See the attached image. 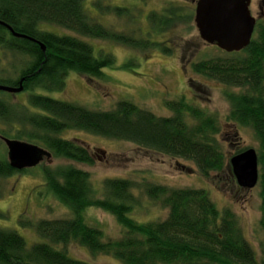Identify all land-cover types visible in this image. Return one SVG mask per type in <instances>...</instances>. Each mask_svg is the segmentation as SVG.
I'll return each instance as SVG.
<instances>
[{
	"label": "trees",
	"instance_id": "1",
	"mask_svg": "<svg viewBox=\"0 0 264 264\" xmlns=\"http://www.w3.org/2000/svg\"><path fill=\"white\" fill-rule=\"evenodd\" d=\"M84 1L0 0V51L26 60L23 67L16 69L14 80L0 79V85L17 87L24 79L23 91L41 87L60 90L64 75L70 71L89 79L104 78L103 70L112 64L109 54L94 56L88 43L73 36L41 31L43 25L139 50L152 45L150 40H133L91 22L85 14ZM96 2L103 14L121 17L125 12V9L102 7L98 0ZM173 17L150 12L146 19L152 34H156L170 24ZM5 26L33 39L44 46L45 51L36 42L13 37ZM226 55L199 61L192 64L191 69L210 81L240 91L225 94L229 104L227 121L249 129L259 145L255 151L259 173V225L264 238V20L256 22L251 42L245 49ZM28 103L40 113L29 114L25 110L16 113L0 99V121L28 127V133H23V129L15 139L25 138L29 143L39 144L54 156L86 165L93 163L85 148L59 136L65 130L75 129L105 139L131 142L172 159L191 162L207 180L212 173L224 170L232 176L216 138L219 132L216 119L183 100L166 102V108L172 113L168 118L156 117L127 101L117 102L110 111H90L35 95L29 96ZM232 136L234 141L238 140L236 131ZM244 150H237L235 155ZM43 172L49 190L70 210L72 217L40 220L34 225L21 223L32 226L44 240L29 248L15 232L0 229V264H89L68 255L66 247L70 244L84 248L91 255L110 256L122 264H264V251L258 260L233 212L219 211L202 189L144 184V194L151 201H160L168 213L162 221L138 223L130 217L138 204L131 193L134 189L131 181H104V196L98 198L88 175L80 170L66 168L53 172L45 168ZM16 173L7 160L0 161V177ZM88 209L113 216L123 230L122 236L104 240L99 229L86 224L84 213Z\"/></svg>",
	"mask_w": 264,
	"mask_h": 264
},
{
	"label": "rangeland",
	"instance_id": "2",
	"mask_svg": "<svg viewBox=\"0 0 264 264\" xmlns=\"http://www.w3.org/2000/svg\"><path fill=\"white\" fill-rule=\"evenodd\" d=\"M98 1L102 7L109 5L125 9V12L121 17L112 13L103 14L97 9L96 0H85L83 8L91 22L133 40H150L152 47L134 49L110 41L79 37L61 28L43 25L41 31L73 36L88 43L94 56L109 54L112 64L103 70L102 79H89L70 71L64 75L60 90L41 87L13 95L0 93L3 102L16 113L25 110L29 114H37L40 112L29 106L30 95L75 104L90 111H110L117 102L127 101L156 117L168 118L172 113L166 108V102L183 100L216 119L219 126L216 138L227 162L239 149H258V142L249 129L227 121L229 104L225 94L240 91L210 81L191 69V65L199 61L228 56L214 45H207L200 40L193 23L197 0ZM249 11L257 21L264 20V0H251ZM150 12L177 16L162 31L157 30L156 34H152L151 25L146 19ZM23 58L8 51H0V79L14 80L16 69L23 67L26 62ZM23 129V133L30 131L28 127L0 121L1 138L16 140L15 137ZM235 131L237 141L232 138ZM59 136L85 148L93 163H77L49 152L50 157H44L39 165L9 177H0V229L15 232L24 239L27 248L44 240L32 226L21 223L34 225L40 220L72 217L70 210L57 201L49 190L43 169L54 172L74 168L88 175L94 195L98 198L104 196V181H131L134 185L131 193L138 204L133 207L130 217L138 223L162 221L168 213L160 201H151L144 194V184L171 189H202L219 211L229 209L233 212L258 260L263 257L264 238L259 225L260 197L257 186L251 190L240 189L227 170L212 173L208 180L204 179L191 162L172 159L131 142L105 139L75 129L65 130ZM18 141L29 143L25 138ZM29 144L44 149L39 144ZM4 160H7L6 148L0 139V161ZM84 220L88 226L99 229L104 240H115L122 236L123 230L114 217L101 210L88 209L84 213ZM66 250L70 257L89 264H122L110 256L91 255L76 244L68 245Z\"/></svg>",
	"mask_w": 264,
	"mask_h": 264
},
{
	"label": "water",
	"instance_id": "3",
	"mask_svg": "<svg viewBox=\"0 0 264 264\" xmlns=\"http://www.w3.org/2000/svg\"><path fill=\"white\" fill-rule=\"evenodd\" d=\"M251 0H197L194 8L193 23L202 42L214 45L226 54L238 53L251 42L256 19L249 11ZM15 38L28 39L24 35L14 33L5 26ZM37 43V42H36ZM41 50L45 48L41 44ZM21 79L17 87L0 85V92L17 94L23 90ZM0 139L6 148L8 165L15 171H23L40 164L50 153L35 145L18 140ZM229 167L236 185L242 190H251L258 184L257 152L247 148L229 159Z\"/></svg>",
	"mask_w": 264,
	"mask_h": 264
},
{
	"label": "flooded vegetation",
	"instance_id": "4",
	"mask_svg": "<svg viewBox=\"0 0 264 264\" xmlns=\"http://www.w3.org/2000/svg\"><path fill=\"white\" fill-rule=\"evenodd\" d=\"M257 21V20H256ZM23 91V90H22ZM24 171V170H23Z\"/></svg>",
	"mask_w": 264,
	"mask_h": 264
}]
</instances>
